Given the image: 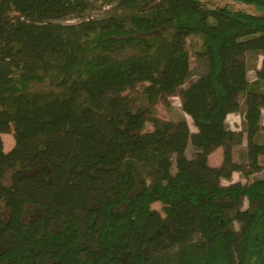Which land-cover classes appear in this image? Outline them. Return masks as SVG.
Instances as JSON below:
<instances>
[{
    "label": "trees",
    "instance_id": "trees-1",
    "mask_svg": "<svg viewBox=\"0 0 264 264\" xmlns=\"http://www.w3.org/2000/svg\"><path fill=\"white\" fill-rule=\"evenodd\" d=\"M263 111L264 0H0V264H264Z\"/></svg>",
    "mask_w": 264,
    "mask_h": 264
},
{
    "label": "rangeland",
    "instance_id": "rangeland-1",
    "mask_svg": "<svg viewBox=\"0 0 264 264\" xmlns=\"http://www.w3.org/2000/svg\"><path fill=\"white\" fill-rule=\"evenodd\" d=\"M234 7H238V8H243V9H247L252 11V8L240 5V4H233ZM110 6L106 5V6H101V8H95L92 9L90 11L91 16H103L107 11H110ZM78 19L75 18L74 16L70 17V19L66 20V23H73L76 22ZM200 38L199 36L195 35V36H191L188 37L187 39V49L190 55V66L192 67L193 73H197L198 72V66L196 64V61L194 59V53L193 51H195L196 49H198L200 47ZM244 62L246 64L247 67V77L249 79V81L251 82V84L253 85L255 80H256V76H255V72L256 70H258L261 66V55L257 54V53H253V52H248L245 53L243 56ZM197 74H193L191 80H195L196 79ZM186 85H183V87ZM141 86H137L134 90L135 91H129V95L130 97L133 98V102H134V106L136 107H147L148 105H146V103H143L142 101H140V91H141ZM152 109L154 111V113L156 114V116H158L159 118L166 120V121H177L181 118H183L190 131L195 132L196 129L192 124V120L190 119V117L188 115H186L182 109H181V98L178 94L169 96L167 98L166 101L164 100H159L157 101L153 106ZM244 109V104H243V97H240V110L238 112L235 113H230L227 115L226 117V124L227 126L234 130V131H243V120H242V111ZM263 117H262V123L264 124V111L262 112ZM144 131H149L151 130V125L150 123H146L144 126ZM2 140H3V148L4 149H8L10 147H12L13 145V135H12V131L8 132V133H4L1 135ZM259 137H263L264 138V129L261 130L260 132V136ZM245 147H246V142H245V134L243 133V137H242V141L240 144L238 145H234L232 148V159L234 162L237 163H244L245 161V156H244V151H245ZM193 154V148L191 147V145L189 144L187 149H186V155L190 158ZM221 160H222V152L221 150H213V152L208 156V163L211 166H218L221 164ZM259 165L260 168L256 173H253L251 175H249L247 178H244L240 173L238 172H233L231 175V182H236L239 181L241 183H248L251 180H253L254 178H263L264 177V156L259 157ZM175 171V167H172V172ZM229 183V181L226 180H222L221 184L222 185H227ZM243 206H246V201H244ZM152 208L160 211L161 205L159 203H154L152 205Z\"/></svg>",
    "mask_w": 264,
    "mask_h": 264
},
{
    "label": "crops",
    "instance_id": "crops-1",
    "mask_svg": "<svg viewBox=\"0 0 264 264\" xmlns=\"http://www.w3.org/2000/svg\"><path fill=\"white\" fill-rule=\"evenodd\" d=\"M10 148H11V147H10ZM10 148H8V149H4V151H8ZM215 150H216V151H217V150H218V151L221 150V152H222V148H221V147H217L216 149H214V151H215ZM221 161H222V160H221Z\"/></svg>",
    "mask_w": 264,
    "mask_h": 264
}]
</instances>
